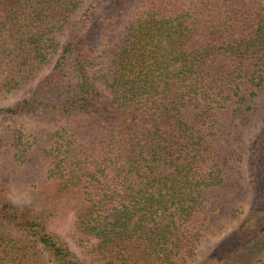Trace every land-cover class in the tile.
I'll list each match as a JSON object with an SVG mask.
<instances>
[{
  "label": "trees",
  "instance_id": "16d2710c",
  "mask_svg": "<svg viewBox=\"0 0 264 264\" xmlns=\"http://www.w3.org/2000/svg\"><path fill=\"white\" fill-rule=\"evenodd\" d=\"M47 67L0 105L37 127L0 129V264H81L64 218L99 264H189L247 202L201 264H264V0H0V102ZM100 85L118 123L80 120Z\"/></svg>",
  "mask_w": 264,
  "mask_h": 264
},
{
  "label": "rangeland",
  "instance_id": "374dc122",
  "mask_svg": "<svg viewBox=\"0 0 264 264\" xmlns=\"http://www.w3.org/2000/svg\"><path fill=\"white\" fill-rule=\"evenodd\" d=\"M240 1H247V0H240ZM49 67L45 68L44 71H42L38 76L28 85L23 91L16 94L14 97H11L8 100H5L3 102H0V105H6L13 103L15 100L22 98L29 94L32 90V88L37 84L39 79L47 72ZM99 90V103L90 110L89 114L83 115L80 117L81 122L83 123H89L92 121L94 123L95 121L103 122V123H109L114 122L118 123L121 120V117L118 113V111L114 108L112 103L110 102L109 93L106 91V89L103 86L98 87ZM16 126L23 125L26 128H37L35 124L30 122L28 119H24V117H7L3 116L0 117V129L6 126ZM256 133V129H252L246 138V143H249L253 136ZM243 164L245 165V160L243 161ZM246 177V174H245ZM10 198L16 205H25L28 203V198L24 194V192H18L17 188H13L10 190ZM252 194V189L250 188L248 192V201H250ZM249 208L248 202L245 203L242 208L240 209L238 213V219H230L228 222L223 223L221 226V229H212L210 231H206V233L201 236L196 249V255L189 262V264H201L205 257L213 250V248L224 238L228 233H230L233 228L239 223L240 219L244 217V215L247 213ZM254 222H252L253 224ZM255 225H258L255 223ZM51 228L55 230L58 234L62 235L65 240L67 241V244L69 246V249L74 253L76 258L81 262V264H99V261L97 258L92 254L91 252V244L86 243L84 241H78L75 238L67 236V233L69 231L70 225L67 218H64L57 222L54 226L52 225ZM215 231V232H214ZM252 243V239H249L247 244H244V247H242L240 250L245 251L250 246L248 243ZM263 260H254L255 264H262Z\"/></svg>",
  "mask_w": 264,
  "mask_h": 264
}]
</instances>
